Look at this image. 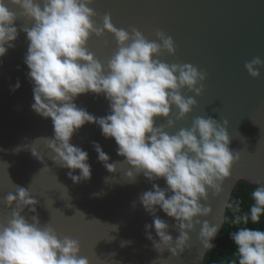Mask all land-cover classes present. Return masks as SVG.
Returning a JSON list of instances; mask_svg holds the SVG:
<instances>
[{
  "label": "clouds",
  "instance_id": "obj_1",
  "mask_svg": "<svg viewBox=\"0 0 264 264\" xmlns=\"http://www.w3.org/2000/svg\"><path fill=\"white\" fill-rule=\"evenodd\" d=\"M94 3L0 0V58L17 39L15 22L27 21L30 26H22L20 31L28 41L23 63L33 85L31 109L51 119L54 136L44 138L45 147L55 165L69 170L68 177L74 184L91 178L88 153L70 143L85 124H95L105 139H113L117 155L124 158L109 163V156L94 141L98 162L108 173H115L121 163L128 168V182L140 175L149 182L165 181L166 188L153 183L152 190L138 198L144 211L153 217L152 224L145 225V234L160 254L155 261L165 250L171 258H178L187 249L189 233L197 225L203 250H211L218 226H210L207 220L201 223L199 218L211 214L209 193L213 197L222 193L223 183L240 159L239 152L229 150L226 121L221 125L211 117L198 116L190 128L174 134L166 130L174 128L197 106L195 97L203 92L206 74L191 64L162 60L163 55L174 56L176 51L172 37L162 30L157 29L155 39H149L136 28L114 27L110 14L97 23ZM105 33L114 38L116 50L102 63L87 45L91 38L102 39ZM244 67L252 79H258L264 60L255 57ZM19 87L17 80L11 90ZM86 93L102 95L109 103V113L95 117L78 107L75 98ZM172 109L176 110L175 119L170 118ZM156 118L166 123L157 125ZM76 170L79 175L73 174ZM255 184L251 192L254 203L248 212L242 213L239 200L225 205L233 213L232 223L243 225L230 234L238 264H264V231L247 227L249 222L259 224L264 214V183L258 180ZM2 202L12 211L6 223L0 224V264H93L88 256L81 255L79 240L59 236L50 223L41 225L36 215L29 219L22 214L26 208L35 213L38 204L28 189L17 186L15 195L9 193ZM157 209L176 221L179 235L175 240L169 234V225L156 215ZM153 228L158 240L153 239ZM163 260L166 264L167 259Z\"/></svg>",
  "mask_w": 264,
  "mask_h": 264
},
{
  "label": "water",
  "instance_id": "obj_2",
  "mask_svg": "<svg viewBox=\"0 0 264 264\" xmlns=\"http://www.w3.org/2000/svg\"><path fill=\"white\" fill-rule=\"evenodd\" d=\"M92 7L98 14L97 23L110 14L114 27L136 28L149 39H155L157 29L164 31L172 37L176 51L161 59L169 64H191L206 74L203 92L195 97L197 106L166 130L174 134L190 128L198 116L211 117L221 125L226 121L229 150L239 152L240 159L232 166L222 193L218 197L209 193L211 214L199 218L201 223L207 220L210 226H218L211 241L213 250L225 222V205L234 190L241 183L250 187H256L258 180L264 183V68L258 79H252L244 67L255 57L264 60V0H95ZM15 23L18 36L14 46L0 58V224L6 223L12 211L3 204L4 197L15 195L17 186L24 187L38 204L35 213L26 208L22 214L29 219L36 215L41 225L50 223L59 236L79 240L81 255L93 264H153L160 254L145 234V225H151L153 217L138 198L152 190L153 183L166 188L165 181L149 182L140 175L128 182V168L121 163L115 173H108L98 162L94 141L109 156V163L124 158L117 155L115 141L105 139L95 124H85L70 141L88 153V181L74 184L69 170L53 163L44 139L54 136L52 121L32 111L33 85L23 63L28 41L20 28L30 25L25 20ZM87 47L104 63L116 50V43L105 33L102 39L91 38ZM17 80L20 87L13 92ZM74 103L95 117L109 113V103L102 95L82 94ZM175 116L172 109L170 118ZM156 119L157 125L166 123L163 118ZM73 174L79 175V171ZM156 215L169 225L175 240L179 235L176 221L159 209ZM150 231L158 240L154 228ZM199 231L197 225L189 233L188 247L178 258H171L165 250L154 264H164L163 258L166 264H206L211 250H203Z\"/></svg>",
  "mask_w": 264,
  "mask_h": 264
},
{
  "label": "trees",
  "instance_id": "obj_3",
  "mask_svg": "<svg viewBox=\"0 0 264 264\" xmlns=\"http://www.w3.org/2000/svg\"><path fill=\"white\" fill-rule=\"evenodd\" d=\"M255 187H250L245 183H241L234 190L231 197V201L239 200L241 203V211L248 212L250 206L254 203L251 199V192ZM233 213L227 208L225 222L221 232L216 241V246L213 250L209 251L206 256V264H232V261H236L238 264V257L235 255L237 248L230 238L232 232L238 231V228L243 225H235L232 223ZM249 229L264 231V214L261 216L259 224H252L249 222L247 225Z\"/></svg>",
  "mask_w": 264,
  "mask_h": 264
}]
</instances>
